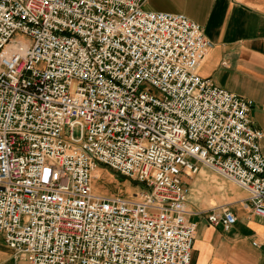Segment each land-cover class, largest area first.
I'll return each instance as SVG.
<instances>
[{
	"label": "built area",
	"instance_id": "built-area-1",
	"mask_svg": "<svg viewBox=\"0 0 264 264\" xmlns=\"http://www.w3.org/2000/svg\"><path fill=\"white\" fill-rule=\"evenodd\" d=\"M146 2L0 0V235L17 258L190 264L184 177L202 167L264 218L252 100L197 72L210 46L200 24ZM98 164L143 187L96 193ZM209 220L237 217L223 207Z\"/></svg>",
	"mask_w": 264,
	"mask_h": 264
},
{
	"label": "crops",
	"instance_id": "crops-1",
	"mask_svg": "<svg viewBox=\"0 0 264 264\" xmlns=\"http://www.w3.org/2000/svg\"><path fill=\"white\" fill-rule=\"evenodd\" d=\"M145 8L184 13L202 26L210 46L197 72L252 100L251 124L264 132V0H147ZM261 144L264 154V137ZM184 179L189 219L197 224L190 264H264V218L252 212L249 193L206 167ZM223 207L237 217L229 229L209 220ZM0 264L31 263L0 235Z\"/></svg>",
	"mask_w": 264,
	"mask_h": 264
},
{
	"label": "rangeland",
	"instance_id": "rangeland-1",
	"mask_svg": "<svg viewBox=\"0 0 264 264\" xmlns=\"http://www.w3.org/2000/svg\"><path fill=\"white\" fill-rule=\"evenodd\" d=\"M92 185L96 193L120 195L126 198H131L143 187V184L137 180L123 176L105 164H98Z\"/></svg>",
	"mask_w": 264,
	"mask_h": 264
}]
</instances>
